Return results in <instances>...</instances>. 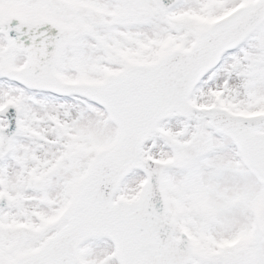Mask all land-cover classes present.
Wrapping results in <instances>:
<instances>
[{
    "label": "snow or ice",
    "instance_id": "6c2138e0",
    "mask_svg": "<svg viewBox=\"0 0 264 264\" xmlns=\"http://www.w3.org/2000/svg\"><path fill=\"white\" fill-rule=\"evenodd\" d=\"M0 264H264V0H0Z\"/></svg>",
    "mask_w": 264,
    "mask_h": 264
}]
</instances>
